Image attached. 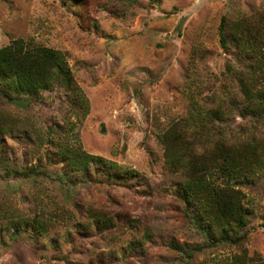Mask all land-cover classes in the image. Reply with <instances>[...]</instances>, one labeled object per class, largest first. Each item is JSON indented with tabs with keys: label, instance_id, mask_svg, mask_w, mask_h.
Returning <instances> with one entry per match:
<instances>
[{
	"label": "rangeland",
	"instance_id": "374dc122",
	"mask_svg": "<svg viewBox=\"0 0 264 264\" xmlns=\"http://www.w3.org/2000/svg\"><path fill=\"white\" fill-rule=\"evenodd\" d=\"M257 7L264 0H0V47L20 38L62 52L88 103L85 115L75 113L74 95L57 86L25 106L0 94V113L13 125L0 137V264H217L240 250L264 263V172L242 187L250 214L240 247L187 258L180 248L202 240L159 141L186 115L189 89L203 101L228 82L222 17ZM194 47L203 57L192 62ZM230 124L237 131L248 120L236 115ZM48 130L107 164L71 171ZM253 133L264 137V120ZM38 164L44 176L6 174Z\"/></svg>",
	"mask_w": 264,
	"mask_h": 264
},
{
	"label": "trees",
	"instance_id": "16d2710c",
	"mask_svg": "<svg viewBox=\"0 0 264 264\" xmlns=\"http://www.w3.org/2000/svg\"><path fill=\"white\" fill-rule=\"evenodd\" d=\"M218 32L219 45L229 56L222 73L228 82L215 87L203 101L198 90L189 89L186 115L171 122L159 136L167 169L182 177L176 194L184 204V216L202 240L180 248L187 258L204 249L240 247L250 214L243 202L242 187L252 185L264 172V137L253 133L257 123L264 120V7L236 18L223 16ZM197 56L203 57V51L194 47L192 62ZM56 86L74 95L71 108L75 113H87L88 103L62 52L20 38L0 47V94L8 102L25 106ZM236 115L250 124L233 130L230 122ZM12 128L6 115L0 113V137ZM57 133L48 130L46 135ZM35 136L42 139L41 135ZM57 136L53 148L71 171L86 172L95 165L107 164L71 143L68 135ZM3 143L0 139V153L4 151ZM40 167L38 164L23 171L7 168L6 174L44 176L46 172ZM110 169L122 171L117 166ZM96 218L102 227L112 228L110 217L96 213ZM42 224H34L39 235L45 232ZM217 264L264 263L240 250Z\"/></svg>",
	"mask_w": 264,
	"mask_h": 264
}]
</instances>
